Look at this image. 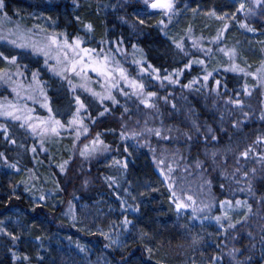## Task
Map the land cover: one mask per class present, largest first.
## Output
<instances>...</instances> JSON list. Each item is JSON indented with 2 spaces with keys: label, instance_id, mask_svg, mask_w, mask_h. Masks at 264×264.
<instances>
[{
  "label": "snow or ice",
  "instance_id": "6c2138e0",
  "mask_svg": "<svg viewBox=\"0 0 264 264\" xmlns=\"http://www.w3.org/2000/svg\"><path fill=\"white\" fill-rule=\"evenodd\" d=\"M70 3L73 9V20L82 25L76 31L77 33L83 31L85 34L83 36L67 31L49 32L47 27L39 24L29 29L16 23L13 28L5 30L3 23H0V42L10 46L11 49L7 53L0 50V64L4 65L0 67V89H2L0 119L3 121L0 122V137H2L0 169L11 170L14 174H20L25 170L28 173V180L10 184L8 201L20 200L21 196L17 194V189L23 186L24 192L31 194V211L36 212L37 209L42 211L48 197L53 195V193L44 192H41L39 196L34 194L37 177L32 168H21L19 152L17 151V156L13 157L11 155L13 151L18 149L30 151L33 154L32 159L35 160L40 152L48 155L49 150L46 144L58 142L63 138L62 134L67 133L72 137V155L68 160L60 163L58 168L59 174L68 177L77 158L90 164L93 159L112 151L113 146L106 143L104 137L107 134H117L116 128H106L104 131H96L93 134L94 128L106 124L108 117H111L119 126V139L125 142L124 153L132 155L129 148L133 145L126 143L129 140L135 141L137 148L149 149L153 164L162 177L161 184L166 186L169 193L170 210H173L176 215L172 226L183 229L185 235L191 237L193 246L204 240L199 233L192 235L193 229L197 226L196 221H200L201 227L204 226L205 221H212L216 225L217 237H223L224 240L231 238V247L219 241L209 245L215 249V254L207 255L205 252H199L201 257L199 264H260V261H264V128L253 129L251 135L245 137L250 140V143L244 144L242 148L240 144L236 147L232 146L234 137L239 136L244 128L249 127L254 112L251 106L246 105L241 98V92L228 95L227 83L214 78V73L220 69L213 68L209 71L208 63L218 51L228 60L227 67L223 69L224 72L240 74L244 78L251 77L256 81L254 85L256 89H264V59L260 61V66L255 71H250L251 65L246 59L243 60L246 67H241L237 62L241 59V54L236 48L221 47L230 29V22H236L239 28L247 32L257 31L251 26V18L258 16L264 18V0H230L228 5L230 11L217 10L215 7L204 11L199 5L191 8L185 0H135V3H142L146 9L159 10L161 19L157 20L155 25L146 23L141 17L143 9L137 10L133 0H116L111 4H97L98 10L110 8L113 13L132 8L135 18L130 22L125 16L118 17L123 23L129 24L131 28L129 37L120 35L114 41L101 39L95 47L88 46L86 39L88 34L94 32V25L83 22L81 17L75 14L76 10L82 7L80 0H70ZM185 10H190L194 16L203 11L205 16L220 23L221 26L217 28L216 35L208 42L215 48L204 47L203 37L194 38L191 25L185 30L183 36H169V27L174 20L178 22ZM14 17L23 19L20 10H10L7 0H0V21L11 24ZM45 19L51 21L53 27L55 26L56 22L51 16ZM146 27H155L158 35L162 34L171 42L169 47L175 49L176 55L181 56L182 60L187 58L183 62V67H175L169 71L167 68H158L148 62L144 49L138 46L141 37L151 35L144 32ZM38 34H42L41 38L34 39L33 37ZM261 34L264 35V33ZM126 39L130 43L132 39L137 41V43H131L132 64L136 66L135 77L124 66L127 62V49L124 47ZM189 39L191 47L196 52H190L186 47ZM258 43L264 45V41H258ZM137 53L140 54V59L135 58ZM197 53L202 54L205 59L196 58ZM118 56L123 58L124 63L118 59ZM31 64L36 66L30 67ZM194 65L200 66L203 75L193 77L187 84H181L180 77L185 71H190ZM45 72L50 74L49 80L53 81V87L58 83L66 94H71V100L65 112L53 107L54 101L48 94L49 82L42 78V73ZM210 79L214 80V87L209 86ZM153 81H159L161 86L167 82L168 85H180L181 88L189 90H193L194 85H200L199 88L194 89L196 92L204 88L208 89L209 94L214 92L216 96L213 100L214 106L221 100L225 106H231L226 108L227 120L224 113H220L218 117L214 113L215 127L207 121L201 123L199 120H191L183 126H165L161 120L160 127H149L148 119H144L141 126V119L137 118L133 121V117H139L142 109L150 110L154 116L161 115L159 101L163 100L164 104L168 105L170 96H173L169 93L161 97L158 91L150 90ZM59 90L57 89L58 92ZM242 94L247 97L253 94L247 83L242 86ZM184 98L187 99V97ZM28 101H31L33 106H29ZM35 105L44 109L46 115L39 114ZM171 109L178 110L177 104L171 103ZM189 111L191 112V109ZM117 113L119 116L116 115ZM64 116L67 119L58 118ZM259 120L264 122V108L260 109ZM10 125H15L24 130L26 136L30 135L34 140H38V147L33 144L29 149L25 143L18 142ZM151 137H155L158 143L167 142L168 144L179 143L182 140L187 155L179 148L171 150L164 148L158 155V149L152 147ZM85 140L88 142L85 143ZM200 145L203 146L202 152L199 151ZM193 149H197L196 155L192 154ZM116 151H119V147ZM169 157H171V163H169ZM229 157H231V163H229ZM182 164L183 172L198 175L201 181L200 187L207 190V201H201L200 206H197L192 195L186 194L181 178H173ZM249 164L252 166L249 167ZM108 166H115L126 171L129 164L127 158L123 161L114 158L113 164ZM79 173L85 174L83 163L79 167ZM86 174H91V168ZM213 174L219 178L221 193H229L230 198L218 199L213 193ZM5 175H8L7 171ZM68 179L71 182L72 178L68 177ZM104 179L109 187L113 185L119 187L114 176H107ZM88 183L89 181L85 179L82 186L86 187ZM151 190L159 191L154 187ZM61 191L64 189L59 181H56L55 192ZM123 191L132 203L117 196L120 200L122 219L112 221L107 232L99 227L95 232L91 229L88 231L93 235H100L106 241L103 245L105 249H119L120 259L116 261V264H144L145 254L151 261L158 248L165 246L159 237L162 235L161 229H166L168 225L167 222H161L159 219L146 222V213L141 212V204L135 202L136 196L129 191V188H124ZM237 192L246 193L247 198H236ZM140 195L143 196L144 193ZM73 199L76 197L73 196ZM217 207L220 214L213 215L212 210ZM73 208L72 201H68L66 214L71 215L75 222ZM188 209H191L190 213L187 212ZM237 210H239L240 218L234 219L232 213ZM129 213L137 214L135 219H130ZM185 213H187L185 222L180 223ZM12 215L16 214L12 213L0 218V239L5 241L4 246L11 256L12 264H31L32 258L27 254L17 255L14 246L21 241L24 231L35 226V220L38 217L30 223L21 224L19 218L13 220ZM153 225L157 227L153 228ZM133 232L135 241L141 248V258L136 261L131 259V254H124L128 244L121 239L126 233ZM241 233L246 237L247 243L241 239ZM211 235L212 233H209V236ZM35 240L42 242L40 236H36ZM69 241L71 242V237ZM9 243L13 247H9ZM237 244L239 247L236 246ZM76 249L85 258L87 257L89 250L84 245L76 242ZM193 251H196L195 247ZM257 252L260 261L254 259ZM44 259L43 255H37L38 264H43ZM69 264H76V261L70 260ZM104 264L109 262L105 260ZM156 264H160V261ZM191 264H197L195 258L191 260Z\"/></svg>",
  "mask_w": 264,
  "mask_h": 264
},
{
  "label": "trees",
  "instance_id": "16d2710c",
  "mask_svg": "<svg viewBox=\"0 0 264 264\" xmlns=\"http://www.w3.org/2000/svg\"><path fill=\"white\" fill-rule=\"evenodd\" d=\"M98 1L80 0L82 7L75 12L76 15L81 17L83 22H90L94 25V32L88 34L86 37L88 40V46L95 47L96 43L101 39H112L114 41L117 36L120 35H123L126 38L129 37L131 34L129 24L123 23L118 17L125 16L128 21H133L135 18L132 14L133 9L128 8L126 11H122L119 14H111V12L104 13L102 10L97 9V4L101 3ZM7 2L10 10H20L21 13L27 11L31 13L38 12L52 14L59 20V30L67 31L72 34H80L82 36L85 35L83 31H80L79 33L76 31L78 28H81L82 25L77 24L73 20V12L69 11V9L73 11L70 0H7ZM185 2L188 3L191 8H195L199 5L203 10H208L212 7L218 8L219 6L217 0H185ZM66 5L67 7H65ZM134 6L137 10L143 9L141 17L145 19L147 24L155 25L156 21L161 19V15L152 16L149 11L150 9L142 8L140 7V4H134ZM10 15H12V11H10ZM68 21H70V23H67ZM253 23H251V25L257 29L256 33H260L264 29V24L261 22L254 23V25ZM193 27L195 28V24H193ZM144 32L151 33V35L141 37L138 46L144 49L147 54L146 58L148 62L158 68H167L169 71L175 67H183V62L186 61L187 58H183L182 60L181 56L176 55L175 49L169 47L171 42L162 34L158 35L155 27H146L144 28ZM131 43H137V41L132 39ZM131 43L126 39L124 47L127 50H131ZM186 47L190 49V52H195V49L193 50L191 47L190 39ZM3 51L6 53L8 52V50ZM196 57H199L198 54ZM35 66V64L30 65V67ZM202 73L201 68L193 66L190 71H185L180 77V82L181 84H187L193 77L202 76ZM135 74V72L132 73V75ZM49 75L50 74L46 72L42 73V78L49 82L48 94L54 101L53 107L59 108L61 112H65L68 103L71 100V94H66L64 89L60 88L58 83L53 87V81L49 80ZM214 78L221 80L222 83H227L229 96L233 95L234 92H241V98L246 105L251 106V109L254 112V116L249 122V127L244 128L243 133L233 139L232 146L236 147L237 144H240L242 148L244 144L250 143V140L245 139V137L250 136L253 129L260 130L264 128V122L259 120L260 109L264 108V94L261 93V91L264 93V89L255 88L252 91V96L246 98L242 94V86L245 83L249 85L247 78L242 77L240 74L224 72L223 70L217 72L214 75ZM209 86H215L213 79H210ZM199 87L200 85H194L193 90H189L181 88L180 85H178L176 86V89L170 87L168 90L171 91L161 93V97L167 95L168 92L172 93L173 96H170V103L168 105H165L162 100L159 101L161 115L154 116L150 110H146L150 114V118L155 120L152 122L153 127H160L161 120H163L165 126H183L191 120H199L201 123L207 121L215 127L214 113L216 117H218L220 113H224L227 120L226 108H230L231 106L228 105L224 108L223 100H221L218 105L214 106L213 100L216 99L215 93L213 92L209 94L208 89L206 88L201 89L200 92H196L194 89ZM57 89H60L59 92ZM221 91H223V89H221ZM184 97H187V99ZM245 99L249 100L245 101ZM171 103H176L178 110H172ZM189 109H191V112ZM141 113H144V110ZM116 115L118 116L119 113ZM58 118L67 119L66 116ZM106 128H116L117 133L115 135L107 134L104 137L105 142L113 146L112 151L107 153L108 157L106 158L111 162H106L105 166L98 167V161L96 162L95 160H92L93 162L88 166L91 168L90 175L86 174V170L85 174L82 175L79 173V168L76 172H74L72 168L68 173V177L72 178L69 183H67L68 177L62 174H57V181H59L64 191L58 193L53 191L56 193L54 199L59 202V206L56 208L45 205L42 211L41 209H37L36 212H32L29 204L24 202L23 199H12L9 202L7 197L11 190L10 185L7 183L0 184V210L2 209L0 213H7L6 210H9V208H18V210L22 212L21 214L23 217L20 218L23 224L30 223L34 218L38 217V219L35 220V226L30 227V229L26 231L31 233L29 237L33 240H35L36 236H40L43 242L50 243L48 253H40L38 252L39 242L36 243L37 245L30 244L22 234L21 241L18 245L14 246L17 255H29L32 258L31 264H38L37 255L44 256L45 259L43 264H69L70 260L73 259L76 261V264H97V261H99V264H104L105 260H107L109 264H116V261L120 259L119 249H105L103 245L106 241H104L98 234H91L88 229L95 232L99 227L107 232L109 231L108 226L112 221L122 219L120 200L117 199V196L132 203L130 198L125 195L123 191L124 188H129V191L132 192L136 198L140 193H144L143 201L140 202L137 198L135 202L140 203L141 212L146 213V222L159 219L161 222H167L168 225L166 229H161L162 235L159 237V240H162L165 246L158 248L151 261L147 259L145 254L144 264H156L157 261H160V264H191L193 258H195L197 264H199V261L201 260L199 252H205L207 255L215 254V249L209 245L224 240L223 237H217L216 226L204 224V226L201 227L200 225H197L199 221H196L195 223L197 226L193 229L192 235L199 233L204 240L198 245L193 246L191 243V237L186 236L183 229L172 226L176 220V215L173 210H170L168 201L169 193L166 187L161 184V178L157 172L156 166L153 164L151 154L144 149H137V147L129 148V151L132 153L130 156L127 153H124L123 147L125 142L119 141L118 125L111 117H108L106 124L94 128L93 134L96 131H104ZM126 143L130 145L129 142ZM162 144L164 145L162 146ZM155 145L158 149V155L159 151L164 148L169 150L179 148L185 153V155H187L182 140L179 143L172 144H168L167 142H160V144H158L155 142ZM117 147H119V151H116ZM199 151H203L202 145L199 146ZM196 152L197 149H193L192 154L196 155ZM103 158L104 157H99L97 160L100 161ZM114 158L121 161L127 158L129 164L128 169L124 171L115 166L109 167L108 165L113 164ZM29 160V151L23 153L22 162H24L25 168L31 167ZM100 162L102 163V161ZM171 162V157H169V163ZM231 162V157H229V163ZM173 166L175 167V165ZM251 166L252 165L249 164V167ZM54 173H56V171H54ZM107 176H114L119 187L116 185L109 187L107 181L104 179ZM174 177H179L181 178V181L184 180L185 182H189V186L191 187L197 186L200 190L198 194L201 192L205 196L207 195V190L200 187L201 181L199 176L196 174L184 173L183 164L177 169V175ZM212 178V191L216 197L218 199H224L226 197L230 198L229 193H221L219 188V178L216 177L215 174H213ZM85 179L89 181L86 187L82 186ZM129 185H131V187H129ZM136 185H138V188ZM153 187L158 188L159 191L153 192L151 190ZM73 196H75L76 199H73ZM236 198L246 199L247 194L237 192ZM159 199H161V202H159ZM68 201H72L75 207H80V224L78 225L73 226V223H71V225L67 224L65 219L61 216L62 210L65 209L63 212L64 215L68 212ZM160 208H164V210L160 211ZM213 211H218V207L214 208ZM136 215L137 214L135 213H129V218L135 219ZM183 216H187V213ZM185 219L186 217L184 219L181 218L180 223H184ZM152 227L156 228L157 225H153ZM209 233H212V235L209 236ZM18 234L20 233L18 232ZM69 237H71V242L69 241ZM121 239L128 244V247L124 250V254H131V259L133 261L140 259L141 248L135 241V233H126ZM241 239L244 243H247V239L244 237L243 233H241ZM169 241L171 242L170 244ZM76 242H79L81 245L88 248L89 252L86 258L76 249ZM4 244L5 241L0 239V264H12L11 256ZM228 245L231 247L232 241L228 242ZM8 246L13 247L10 243ZM236 246L239 247V244ZM194 247L196 248V251H193ZM257 247H259V245ZM254 259L260 261L258 252ZM260 264H264V261H260Z\"/></svg>",
  "mask_w": 264,
  "mask_h": 264
},
{
  "label": "rangeland",
  "instance_id": "374dc122",
  "mask_svg": "<svg viewBox=\"0 0 264 264\" xmlns=\"http://www.w3.org/2000/svg\"><path fill=\"white\" fill-rule=\"evenodd\" d=\"M217 1L219 4L217 10H220V9H223L224 11H230L231 10L228 7L230 0H217ZM98 2H101V3H99L100 5H105V4L115 3L116 0H102V1L99 0ZM133 4H137V3H135V0H133ZM138 4H140V7L145 8V6L142 3H138ZM69 11L73 12L70 9H69ZM102 11L104 13L111 12V14H119L120 13V12L113 13L110 8L102 9ZM149 11L151 12L152 16L153 15H155V16L161 15L159 10L150 9ZM204 11H207V10H204ZM22 16H23V19H21L20 17H14L13 23H11V24L7 23L6 21H0V23H3L5 30L8 28H13L16 23H19L23 27L29 28V29L32 28L33 25L39 24L42 27H47L49 29V32H52L53 30L57 31V32H62V30H59V28H58L59 27V20L57 18H55L52 14L38 13V12H32L31 13V12L25 11L22 13ZM48 16H51L52 19L56 22L54 27L52 26L51 21H47L45 19V17H48ZM37 17H39V19H37ZM240 19L242 20L243 17L241 16ZM65 20H67V19H65ZM253 21H254V23H258V22L260 23L261 22L262 24H264V18L259 17V16L256 18H251V23H253ZM67 23H70V21H68ZM254 23H253V25H254ZM193 24H195V28L193 27ZM189 25H191L192 28L194 29V31H193V37L194 38L203 37V40H204L203 46L204 47L215 48L214 45H212L208 42L216 35V30L221 25L219 22L215 21L214 19H211V18L205 16L203 11L200 12L198 15L194 16L190 10H185L182 13V15H180L178 22L176 20H174L173 24L169 27V30H168L169 36H173V37L183 36L185 33V30L188 28ZM230 25H231L230 29L226 33V38L224 40V43L221 45V47L236 48V50L241 54V59L237 61L238 63H240L241 67H246V65L243 63V60L246 59L248 64L251 65V68L249 70L255 71V69L260 66V61L262 59H264V52H262V48H264V45H261L260 43H258V41H264V35L261 34V33H264V29L260 33L247 32L246 30L239 28L238 24L234 21L230 22ZM41 35L42 34H38V35L34 36L33 38L34 39H40ZM2 49L8 50V51L11 50L10 46H7V45L3 44L2 42H0V50H2ZM188 50H190V49H188ZM194 51L196 52V50H194ZM197 54L199 57H196V58L205 59V57H203L202 54H200V53H197ZM135 58L140 59L141 58L140 54L139 53L135 54ZM118 59H121V62L124 63L122 57L118 56ZM132 60H133V51H132V49L127 50V62L124 63V66L126 68H128L129 73L131 75L133 72L136 73V66L134 64H132ZM227 64H228L227 57L223 56V54L216 51L213 59L211 61H209V63H208V70L211 71L213 68H219L220 71H222L224 69V67H227ZM194 66L200 68L199 65H194ZM0 67H4V65L0 64ZM216 73H214V75ZM202 75H203V73H202ZM132 76L135 77L136 74L132 75ZM247 81L249 82V86L253 91L255 89L254 85L256 84V81H254L251 77H247ZM152 84H153V86L150 88V90L158 91L159 96H161V93H166L167 91H171V90H168L170 87L176 89V86H178V85H176V86L168 85L167 82L164 83V86H161L159 81H153ZM97 90H99L98 86H97ZM179 90H181V89H179ZM0 91H2V89H0ZM261 93H263V92L261 91ZM168 94H169V92H168ZM244 97L250 98L247 96H244ZM248 100L249 99H245V101H248ZM121 102L123 103V100ZM28 104H29V106H33L31 104V101H28ZM35 107H36L37 112L39 114L46 115V111L44 109L39 108V105H35ZM224 108H226L225 105H224ZM143 110H144V113H141ZM146 110H148V109H142V111L139 114V116L141 118L140 117H137V118L141 119V126H143V120L148 119V126L153 127L152 122H154L155 120H152L150 118V114ZM137 118L133 117V121ZM0 122H3L2 119H0ZM130 123H131V121H130ZM10 128H11V131H12L13 135L15 136V138L17 139L18 142L25 143L27 145V147H29V148H30V146L32 147L33 144H36L38 147V140H34L30 135L26 136L24 134V130L19 129L15 125H10ZM118 129H119V126H118ZM62 135H63V138L60 139L58 142L54 141L52 143L45 145L49 150L47 156L45 155V153L40 152L36 156V159L33 160L32 159L33 154L29 151V157H30L29 161H30L31 167H28V168H32L35 176L37 177V179L35 180V188L33 189V192L36 196H39L41 194V192L53 193V195L48 197V200L46 202L47 206H53V208H56L57 206H59L58 200L54 199L56 197V193L53 192V191H55V188H56V181H57L56 176H57V174H59L58 165L60 163H62L64 160H68L69 157L72 155V137L70 135H68L67 133H63ZM81 139L83 140V137ZM150 140H151L152 147L156 148V145H155V142H157L156 138L151 137ZM119 141H121V140H119ZM84 142L87 143L88 141L85 140ZM127 142H129L130 145H133V147H135V144H136L135 141L129 140ZM141 143H142V141H141ZM29 144H30V146H29ZM158 144H160V142ZM124 145H125V143H124ZM163 145L164 144H162V146ZM141 149H144V150H146V152H149V149L146 147H141ZM0 150H2V137H0ZM17 151L19 152L20 166L22 169H25V164H24V162H22L23 153H25V151H24V149H18V150L13 151L11 153V155L13 157H16ZM100 157H104L102 160H100V161H102V163L99 160H97V159H99V157L93 159L96 162L98 161V167L105 166L106 162L110 161V160L106 159L108 157L107 153H104ZM44 158H45V161H44ZM92 162L93 161H91V163ZM96 162H94V163H96ZM81 163H83V168L87 172V170L89 168L88 166L90 164L88 162H83L80 158H77L74 161L71 169L73 168V171L76 172L78 170V168L80 167ZM6 171L8 172V175H5ZM54 171H56V173H54ZM157 172H158V170H157ZM158 174H159V172H158ZM159 176H160V174H159ZM160 178L162 180L161 176H160ZM173 178L176 179L177 177H173ZM20 180H28V173L26 170L22 171L20 174H14V173H12L11 170L0 169V184L1 183H7L8 185H10L12 183H17ZM67 183H69V179H67ZM181 183L183 184V187H185L184 189H185L186 194L192 195L193 198L196 200L197 206L201 205V201H205V202L207 201V198H208L207 195L205 196L201 192L198 194V192L200 190L197 188V186L191 187V186H189V182H185L184 180L181 181ZM136 186L138 188V185H136ZM193 186H195V185H193ZM140 192H142V191H140ZM17 194H19L21 196V200L23 199L24 202H27V204H29V206L32 207L31 194L24 192L23 186H21L20 188L17 189ZM137 198L140 202L143 201V196H141L140 194L137 196ZM161 199H159L160 200L159 202H161ZM6 208H8V207H6ZM79 209H80V207H75V206L73 208V212L76 216L75 222L73 221L71 215H67V214L64 215L63 214L65 209L62 210L61 216L63 217V219H65L67 224L71 225V223H73V224L75 223V225H78V224H80ZM163 210H164V208H160V211H163ZM1 211H2V209L0 210V212ZM6 211H7V213H5V212L0 213V218H3L5 216H9L12 213H15L16 215H12V219L16 220L17 218H19L21 224H23L22 220L20 218V217H23L21 214L22 212L19 211L18 208H12V209L9 208V210H6ZM67 211H68V209H67ZM190 211H191V209L187 210V212H189V213H190ZM238 211L239 210L232 213V215L234 216V219L240 218L238 215ZM212 214L218 215L220 213H219V210L216 212H214L212 210ZM185 217L186 216H183L182 218L184 219ZM166 218H168V217H166ZM166 218H164V219H166ZM204 224L215 225L214 222H212V221H205ZM197 225H200V221L197 223ZM17 232H19V228H17ZM30 234L31 233L29 231L23 232V235L26 237V240L28 242H30V244L37 245L36 244L37 241L33 240L31 237H29ZM223 242L228 244V242H231V238L229 237L228 240H223ZM49 244L50 243L43 242V240H42V242H39L38 252L44 253V254L48 253V251H49L48 247L50 246ZM225 251H227V249H225Z\"/></svg>",
  "mask_w": 264,
  "mask_h": 264
}]
</instances>
